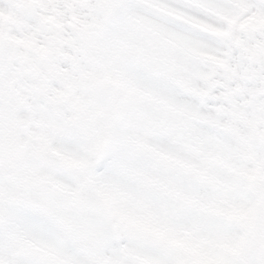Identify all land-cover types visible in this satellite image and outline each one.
Masks as SVG:
<instances>
[{
	"label": "snow or ice",
	"instance_id": "6c2138e0",
	"mask_svg": "<svg viewBox=\"0 0 264 264\" xmlns=\"http://www.w3.org/2000/svg\"><path fill=\"white\" fill-rule=\"evenodd\" d=\"M0 264H264V0H0Z\"/></svg>",
	"mask_w": 264,
	"mask_h": 264
}]
</instances>
